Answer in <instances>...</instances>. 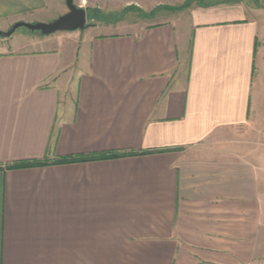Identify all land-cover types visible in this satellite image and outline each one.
Masks as SVG:
<instances>
[{"label":"crops","instance_id":"0c3cea01","mask_svg":"<svg viewBox=\"0 0 264 264\" xmlns=\"http://www.w3.org/2000/svg\"><path fill=\"white\" fill-rule=\"evenodd\" d=\"M197 1L0 38V264H264V17Z\"/></svg>","mask_w":264,"mask_h":264},{"label":"rangeland","instance_id":"374dc122","mask_svg":"<svg viewBox=\"0 0 264 264\" xmlns=\"http://www.w3.org/2000/svg\"><path fill=\"white\" fill-rule=\"evenodd\" d=\"M51 1L48 12L44 14V22L36 23L49 24L66 14L67 8L65 6V0ZM247 1H249L253 7L260 9L258 10V14L256 13L257 16L264 17V0ZM187 2L188 0H73L76 7L85 10L86 24L88 27L83 31H75L71 33L76 35L79 33L81 34V32L86 33L96 24H106L108 22L115 23L124 20L129 23L138 22L139 20L144 21L145 23L163 22L167 18L180 16V11H184L182 7ZM200 2L204 3L203 0H198L196 3ZM192 4H195L194 0H191L190 5ZM168 11L170 12L168 13ZM4 32H7V30H4ZM55 34L59 35L62 33L57 32ZM41 36L42 35H40L39 32H30L26 28L21 27L11 35V38H13V40L17 38L36 39L41 38Z\"/></svg>","mask_w":264,"mask_h":264},{"label":"water","instance_id":"95a60500","mask_svg":"<svg viewBox=\"0 0 264 264\" xmlns=\"http://www.w3.org/2000/svg\"><path fill=\"white\" fill-rule=\"evenodd\" d=\"M65 6L67 8L66 14L57 18L55 21L49 24L43 23H15L7 32H0V37H10L18 28L24 27L30 32H39L42 36H49L57 32H75L83 31L88 25L86 24L85 10L76 7L73 0H65Z\"/></svg>","mask_w":264,"mask_h":264},{"label":"trees","instance_id":"16d2710c","mask_svg":"<svg viewBox=\"0 0 264 264\" xmlns=\"http://www.w3.org/2000/svg\"><path fill=\"white\" fill-rule=\"evenodd\" d=\"M190 2H191V0H188V2L182 7V9H186V8H188L189 6H190ZM168 12H170V11H168ZM66 161H64V163H65ZM30 166H32V165H30Z\"/></svg>","mask_w":264,"mask_h":264}]
</instances>
